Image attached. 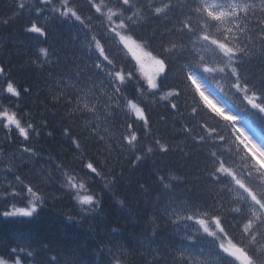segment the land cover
<instances>
[{
	"label": "snow or ice",
	"instance_id": "6c2138e0",
	"mask_svg": "<svg viewBox=\"0 0 264 264\" xmlns=\"http://www.w3.org/2000/svg\"><path fill=\"white\" fill-rule=\"evenodd\" d=\"M86 3L88 15L83 14V5L76 0H38L39 6L34 8L20 0L12 19L26 10L33 12L35 18L28 21L24 30L44 39L49 21L79 24L82 49L90 65L77 64L74 75L77 82L90 81L91 86L85 90L68 81L60 82V86L75 93L65 97L69 103L73 99L79 101L81 92L86 97L91 93L82 110L95 119L89 124L98 141L105 140V136H98L101 123L109 124L123 112L126 122L122 125L120 147L131 153V164L136 167L149 155L171 150L160 139L151 138L149 105L163 104L181 116L190 109L191 116L208 117L214 122H198L195 127L199 132L192 139L205 154L204 171L216 189L215 195L211 203L203 204L191 198L168 200L162 214L175 227L179 240L169 252L160 253L159 258L154 255L152 264H160V260L169 264L168 256L171 264H264V81L255 83L242 71L246 60L257 52L264 58V0ZM257 11L261 14L258 23L249 28L248 21L256 17ZM146 21H163L165 27L159 35L153 31L145 36L142 30ZM2 22L7 24L9 20ZM51 62L50 50L38 47L32 63L44 66ZM0 77V201L5 202L0 216L35 218L46 206L49 194L43 189L51 183H57L60 192L71 197L81 213L97 211L102 207L101 197L91 191L92 185L101 181L108 188L115 182L116 170L109 167L111 150L106 147L103 162L90 158L79 137L64 128L63 135L74 146L77 164L70 168L48 156L49 169L54 167L58 173L55 181L43 169L29 166L32 158L39 157L33 144L41 129L47 128V122L37 125L30 114H21L19 101L30 88L20 85L2 64ZM170 79L176 82L170 83ZM221 80L228 83L227 89ZM209 84L215 85L218 94ZM225 100L241 114L229 109ZM77 107L80 108L79 103ZM250 120L258 122L259 131ZM180 130L185 135H192L193 131L187 123L180 124ZM108 131L105 127L104 132ZM150 138L151 143L141 148V140ZM12 145L19 147L5 158L6 148ZM24 167H28L27 173L22 171ZM77 168L87 170L86 178L80 177ZM9 175L12 179H8ZM35 177L39 180L34 182ZM177 180L179 177L174 175H158L166 190ZM118 203L122 205L124 201ZM67 219L72 221L75 217L70 214ZM152 223L155 226V220ZM22 252L25 248L9 250L5 245L0 264H22ZM26 255L35 261L37 253L33 249ZM113 260L122 264V258L115 254ZM53 261L55 257L48 264Z\"/></svg>",
	"mask_w": 264,
	"mask_h": 264
},
{
	"label": "trees",
	"instance_id": "16d2710c",
	"mask_svg": "<svg viewBox=\"0 0 264 264\" xmlns=\"http://www.w3.org/2000/svg\"><path fill=\"white\" fill-rule=\"evenodd\" d=\"M19 2L20 0H0V64L8 68L11 76L20 85L30 88V92L19 101L21 114H30L37 125L47 122V128L41 129L40 137L33 144L39 151V157L32 158L29 166L34 165L36 170L43 169L44 174L51 176L55 181L58 173L54 167L49 169L46 163L48 156L54 157L57 162H64L66 166L68 159H73L77 164L74 146L69 137L63 135V129L70 128L73 136L79 137L82 146L87 149L88 157L103 162L107 155L105 149L109 148L112 154L109 167L115 168L116 172L115 182L109 187L111 190L101 198V212L95 220L78 216L79 208L68 195L57 193L54 198L53 192L56 191L54 186L57 183H51L43 189L49 194V198L46 206L39 210L35 218L17 220L0 216V252L4 251L5 245L9 250L25 248V252L20 253V258L27 262L26 264H35V261H39V264H48L52 257H55L53 264H73L78 260L116 264L113 254L122 258V264L123 261L127 264H152L154 255L144 254V246L135 241L130 234L141 230L146 238L152 240L159 254L167 253L179 240L175 227L166 222L162 214L168 200L184 201L191 198L195 203L203 204L205 201L211 203L216 189L204 171L205 154L193 143L192 137L199 132V128L195 127L198 122L203 123L205 120L209 124L214 122L208 117L191 116L190 109L184 111L181 116L174 115L163 104L149 105L151 138L160 139L161 143L168 145L171 150L149 155L143 162L133 167L131 159L134 157L127 149L120 147L121 133L124 131L122 125L126 122L124 113H118L114 120L105 126L101 124L98 136H105V140L98 141L91 131V125L85 124V117L89 118V113L82 110L84 101L91 96L88 98L85 94H79L82 96L79 101L73 99L69 103L65 97L69 93L73 95L75 93L70 88L62 89L60 86V82L68 81L78 83V87L81 88L82 81H75L74 75L68 73H75L77 64L83 65L88 62L90 65L82 49L79 24L49 21L47 39L27 33L24 29L28 21L35 18L34 13L26 10L12 19ZM23 2L28 8L39 6L38 0ZM76 2L83 5L84 15L90 14L86 0ZM260 15L257 11L256 17H250L249 28L258 23L257 17ZM5 19H8L9 23H3ZM164 27L163 21H146L142 34L150 36L153 31H157L159 35ZM38 47L50 50L51 63L44 66L32 63ZM242 71L255 83L264 81V58L257 52L255 56L246 60ZM169 82L176 81L170 79ZM220 83L227 89L226 81L221 80ZM210 85L216 90L215 85ZM90 86L89 81L85 90ZM183 103L181 100V107ZM226 103L235 108L232 103L228 101ZM161 117L165 119L161 120ZM182 123H187L193 129L192 135L181 132ZM108 126L109 131L105 133L104 128ZM48 132H51L52 136H48ZM1 136L3 137V132H0V140H3ZM151 138L141 140V148L150 144ZM18 147L19 145L7 147L5 158L16 152ZM15 162L19 163L18 160ZM76 170L79 173L85 171L79 168ZM22 171L27 173L28 167H24ZM158 175H174L179 177V180L174 181L172 187L166 190L159 183ZM8 179H12L11 175ZM36 180H39V177H35L34 182ZM106 196L108 197L105 198ZM120 200L124 201L122 205L118 203ZM4 204V201H0V212L4 210ZM70 214L75 217L72 221L67 219ZM153 220L155 226L151 225ZM118 237H121V241L117 246ZM33 249L37 253L35 261L26 255L27 251ZM167 259L171 264V257L168 256ZM160 264H164V260H160Z\"/></svg>",
	"mask_w": 264,
	"mask_h": 264
},
{
	"label": "rangeland",
	"instance_id": "374dc122",
	"mask_svg": "<svg viewBox=\"0 0 264 264\" xmlns=\"http://www.w3.org/2000/svg\"><path fill=\"white\" fill-rule=\"evenodd\" d=\"M89 120H92L93 122L95 121V119L92 117L91 119L90 118H86L85 117V124H89ZM103 126H105L106 124H102ZM108 129H109V126H108ZM109 136V135H108ZM3 137L1 136V139H2ZM67 165L68 166H75L76 165V163L74 162V160L73 159H68L67 160ZM54 190H56L55 192H53V194H54V198H56V194L57 193H61L60 191H59V188H58V186L56 185V186H54ZM63 194V193H62ZM53 196V195H52ZM108 196H106L105 198H107ZM101 212V208H99L97 211H95V212H90V213H88V214H84V213H81L80 211L77 213L78 214V216H81V217H86V215H87V217H90V219H92V220H95L96 218H97V216H98V214ZM100 215V214H99ZM153 223H152V221H151V225H152ZM142 225V224H141ZM130 236L131 237H134V239H135V241H137V242H139V243H144L145 241H146V251L145 252H143L144 254H153V255H155V256H159V252L157 253V252H155V250H157L156 248H155V246H154V244H153V242H152V240L151 239H149V238H145L143 235H142V231L141 230H138V231H135V232H133V233H131L130 234ZM23 236H21V238H22ZM20 238V239H21ZM25 239V238H24ZM0 241H1V239H0Z\"/></svg>",
	"mask_w": 264,
	"mask_h": 264
},
{
	"label": "bare ground",
	"instance_id": "6f19581e",
	"mask_svg": "<svg viewBox=\"0 0 264 264\" xmlns=\"http://www.w3.org/2000/svg\"><path fill=\"white\" fill-rule=\"evenodd\" d=\"M42 111V110H41Z\"/></svg>",
	"mask_w": 264,
	"mask_h": 264
}]
</instances>
